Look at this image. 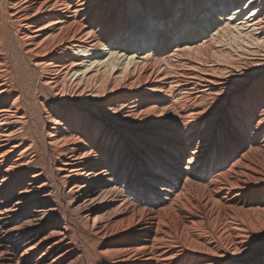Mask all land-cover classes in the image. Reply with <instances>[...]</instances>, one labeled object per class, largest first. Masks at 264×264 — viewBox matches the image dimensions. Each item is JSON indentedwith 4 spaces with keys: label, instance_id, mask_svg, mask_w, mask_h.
I'll return each mask as SVG.
<instances>
[{
    "label": "bare ground",
    "instance_id": "1",
    "mask_svg": "<svg viewBox=\"0 0 264 264\" xmlns=\"http://www.w3.org/2000/svg\"><path fill=\"white\" fill-rule=\"evenodd\" d=\"M0 264H264V0H0Z\"/></svg>",
    "mask_w": 264,
    "mask_h": 264
},
{
    "label": "rangeland",
    "instance_id": "2",
    "mask_svg": "<svg viewBox=\"0 0 264 264\" xmlns=\"http://www.w3.org/2000/svg\"><path fill=\"white\" fill-rule=\"evenodd\" d=\"M24 79H25V81H27L28 82V80H29V78H28V76H25V77H23ZM15 79H16V81L18 80L17 79V77H15ZM20 82V81H19ZM19 82H16L18 85H19ZM21 87V86H20ZM28 102V101H27ZM28 104H30L29 102H28ZM145 105V104H144ZM30 106V105H29Z\"/></svg>",
    "mask_w": 264,
    "mask_h": 264
}]
</instances>
